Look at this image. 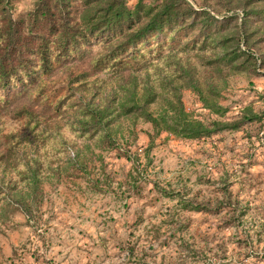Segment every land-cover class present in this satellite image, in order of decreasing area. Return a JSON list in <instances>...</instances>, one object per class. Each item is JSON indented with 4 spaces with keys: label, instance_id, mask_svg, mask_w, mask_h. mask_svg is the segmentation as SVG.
I'll list each match as a JSON object with an SVG mask.
<instances>
[{
    "label": "rangeland",
    "instance_id": "1",
    "mask_svg": "<svg viewBox=\"0 0 264 264\" xmlns=\"http://www.w3.org/2000/svg\"><path fill=\"white\" fill-rule=\"evenodd\" d=\"M39 1L5 5L27 26ZM64 1L77 21L100 3ZM184 3L173 39L121 65L97 67L117 40L93 39L8 91L0 264H264V0Z\"/></svg>",
    "mask_w": 264,
    "mask_h": 264
},
{
    "label": "trees",
    "instance_id": "2",
    "mask_svg": "<svg viewBox=\"0 0 264 264\" xmlns=\"http://www.w3.org/2000/svg\"><path fill=\"white\" fill-rule=\"evenodd\" d=\"M83 1L100 3L80 15L77 21L71 18L64 0H40L27 14L31 17L26 19L29 21L26 26L25 19L11 17L6 0H0V108L11 88H23L34 82L39 75L49 72L58 58L84 43L116 38L113 46L96 58L95 64L97 67L119 66L130 47L138 50V45L148 44L151 39L159 42L161 36L173 39L178 32L176 26L195 12L181 5L185 4L184 0H160L156 6H145L137 0L132 8L126 6L125 0ZM19 114L27 117L26 124L32 123L30 130L35 128L36 120L25 108L19 109ZM145 117L153 126L158 125L156 117L149 112ZM181 131L186 136L196 137L210 130L200 123H190ZM20 140L16 132L0 130V160L12 156L16 151L14 145ZM4 190L0 185V194ZM188 206L200 208L197 204Z\"/></svg>",
    "mask_w": 264,
    "mask_h": 264
}]
</instances>
